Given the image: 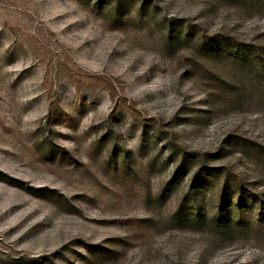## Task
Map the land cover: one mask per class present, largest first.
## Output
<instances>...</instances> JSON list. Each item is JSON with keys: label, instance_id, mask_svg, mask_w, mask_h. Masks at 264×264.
I'll return each instance as SVG.
<instances>
[{"label": "rangeland", "instance_id": "rangeland-1", "mask_svg": "<svg viewBox=\"0 0 264 264\" xmlns=\"http://www.w3.org/2000/svg\"><path fill=\"white\" fill-rule=\"evenodd\" d=\"M217 36L264 46V3L0 0V264H264L249 216H188L230 208L215 169L264 192V163L232 146L264 156V79L248 67L235 96L202 49Z\"/></svg>", "mask_w": 264, "mask_h": 264}, {"label": "trees", "instance_id": "trees-1", "mask_svg": "<svg viewBox=\"0 0 264 264\" xmlns=\"http://www.w3.org/2000/svg\"><path fill=\"white\" fill-rule=\"evenodd\" d=\"M237 1H240L246 6L250 7H254L257 4L264 3V0ZM203 40L204 44L202 49L205 54H207L208 56L216 54L217 56L221 57L225 62L231 65L230 67L234 76L232 80L233 88L235 90V96L238 94H243V96H245L246 94V85L251 75L248 70V67L256 66L258 71L261 73L262 78L264 79V46L258 44L247 46L243 44L238 38L227 36H217L212 38L204 37ZM206 71L209 73L212 79V82L210 81V83L213 90H218H215L213 94L220 97L222 96V98H227V95L224 94V90L227 89L224 86V81L221 78L219 79L218 75L211 74L210 70L206 69ZM233 97L234 95L231 91L228 99H232ZM232 146L237 149L238 153L248 158L252 159L253 155H258L259 162L264 163V156L260 157L259 153L257 154L256 146H254L249 140L244 138H238L236 142L232 144ZM262 152L264 154V151ZM204 170H206V167L202 169L201 173ZM219 171V169H215L212 172L214 174L212 176L214 177L216 184H222V186L217 189L218 192L215 195L216 200L217 203L221 206L225 205L226 203L229 204L230 208L223 209L222 207L220 213H212L215 208H211L210 211H205L204 214L198 213L197 216L194 217V213H190L188 216L190 218H194V221L203 222L207 225H211L214 229L221 232L233 229V223L235 222V219H230L231 216H228V211L230 210V212L232 213L240 214L238 219L241 220V222H243V220L245 219L244 216H249V221L252 222L251 229L253 231L258 230L259 228L264 229V192L262 193V198L257 199V196L255 195V193H257L256 189L252 188L247 191L245 187H248L249 184L247 185L238 175H235L230 170H224V172L220 171L221 173H219ZM223 174L224 177H222ZM214 185V183H206V186L209 187V192L215 193L216 188L214 187ZM235 190H239L240 194L238 192L236 193ZM236 195V201H238L237 203L233 202V200L235 199L234 196ZM249 200L253 201L252 205H247ZM259 203L260 208L256 209V206ZM234 205L235 207L237 205V208H235V210L233 211L231 208ZM246 209H248L249 211L246 212ZM224 220L225 223H223ZM221 222L223 223L222 225L220 224Z\"/></svg>", "mask_w": 264, "mask_h": 264}]
</instances>
